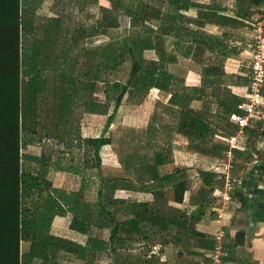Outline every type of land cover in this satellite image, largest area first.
I'll use <instances>...</instances> for the list:
<instances>
[{"label":"crops","instance_id":"crops-1","mask_svg":"<svg viewBox=\"0 0 264 264\" xmlns=\"http://www.w3.org/2000/svg\"><path fill=\"white\" fill-rule=\"evenodd\" d=\"M195 1L204 5L206 9L204 8L203 12L214 13L220 18L216 23H208L203 29L191 25L192 29L197 30L196 32L204 31L219 46L213 49L210 46L206 48L202 58L205 64L203 75L194 76L192 83L180 79L182 86L178 88L181 89V95L175 94L172 87L171 92L152 89L147 99L139 105L123 103L120 108L126 106L131 109L117 120L120 125L116 124V129L108 135L113 139V144L103 148L99 159L86 141L100 138L107 127V114H104L100 107L105 103L103 99L105 94L100 98L101 100H97V104H93L94 108L79 114L76 124L73 107L74 92H72L73 60L75 56L81 57L78 56L79 49L83 45H90V41H93L92 45L96 44L98 52L100 51V45L105 38L104 25L101 34L98 23L93 34L89 32L88 35L82 36L80 33L75 36L76 22L81 30L88 27L79 20V17L75 18V0H22L21 56L23 58V51H31L34 59L32 75L34 73L39 76L34 83L35 92L44 93L43 99L38 100L33 106L31 116L29 115L31 119H35L36 122L41 120L43 115L38 111L39 103L41 106L48 101L51 103V110L43 109L44 119L48 112L49 115L51 113L50 118L45 119L49 127L44 128L45 123L42 121L39 129H32L26 134L28 140L22 148V169L24 172L32 173L43 184L44 193L49 196L48 203L51 210L50 220L44 228L46 233L57 239L53 247L49 246L47 251L44 250L47 259L37 258L32 264H138V250L148 247L152 257H158L160 264H185L186 261L192 264H216L210 258L214 236L226 220L228 222L234 219L236 222L234 232L233 235H226L224 255L219 264H264V84L260 91L263 99L261 119L249 121V126L244 130L247 136L246 150L234 152L233 174L237 177L242 173L243 179L236 191L242 190L248 195V207L242 208L239 200L234 197L231 205L236 207L235 213L226 214V207L225 216L219 220L217 210L221 207L216 206V199L212 197L208 208L212 212L207 211L200 218H194L192 225V231L208 236L211 240L196 237L191 233L189 235L191 244L186 247L188 253H185L184 246H180L175 240H169L168 236L171 230L176 231L177 235L187 232L184 230L186 225L184 227L183 222L179 220L183 213L190 215L200 204H203L200 183L197 185V193L194 196L190 194L189 198L185 196L184 202L179 204L175 202V196L165 199L163 196L155 195V191H151L153 185L159 188L158 191H163L161 188L170 185L169 177L178 178L182 174L171 172L169 170L171 163L167 162L157 168H154L155 165L143 167L142 174L137 177L136 168L117 161L120 153L118 145L149 147L168 139L170 142H167V147L172 148L173 144H180L183 145L182 149L176 147L179 152L185 151L195 159L198 157L193 166L188 165L193 167L191 171L211 172L210 166L218 167L223 159L217 161L210 153L204 155L195 147L197 141L191 146L188 137L177 131L179 113L183 110L182 105L177 104V101L188 100L190 96L194 97L190 108L207 126L206 134L203 136L205 140H209L214 154L218 152L215 147L220 145L223 147L221 152L225 157L229 149L225 140L237 135L240 130L232 121V117L246 116V112L240 107L249 103L247 95L252 77L251 53L255 44L256 26L258 23L264 25V0H258V3H252V0ZM76 3L82 4L77 0ZM97 5H100V0H97ZM92 36L94 37L91 38ZM217 56L226 57L221 74L208 76L206 70L211 67L213 58ZM176 81L179 80L176 78ZM218 88L229 95L224 103L217 99L211 100L213 99L211 94ZM173 95L176 97L174 103L171 101ZM218 108L224 111L226 121L219 122V126L213 127L209 122L211 118L208 119L204 114L209 113L207 115L212 117ZM175 111L177 113L173 115ZM36 122L35 126L38 128ZM128 122L131 130L126 131L123 126ZM111 130L112 127L108 133ZM128 133L129 136L126 137L125 134ZM192 136L195 140L202 138L195 131ZM38 139L48 140L50 145L48 142L46 144L44 141V143L51 149L48 151L46 146L38 147L37 141L35 142ZM179 139H185L186 142L183 144ZM174 140L178 141L173 142ZM163 146L166 147L164 144ZM224 159L226 161V157ZM212 172H216L215 169H212ZM107 184L115 187L113 197L111 195L109 198L113 200L114 212L105 205ZM75 201L83 209L77 208L80 218L87 216L90 221L88 225L86 224L85 233L71 229L77 217ZM31 204L33 209L39 207L44 211L45 201L40 203L35 200ZM98 204L101 207L99 210L88 208ZM222 205L223 203L220 202V206ZM139 207L145 210L147 215L158 212L161 207L157 218L161 221L160 226L153 223L143 224L142 219L137 218ZM170 208L174 209L172 216ZM106 218L114 220L108 221ZM132 220L140 221L149 236L162 235L161 244L156 241L153 243L152 236L142 241L136 232H130L128 237L120 235L121 240H116L114 245L116 252H113L110 247L112 226L115 223L126 224ZM238 234L243 235L242 243H238ZM122 238H124L123 242H121ZM89 240L97 242L96 248L89 246ZM74 244L88 250L82 254L83 257L78 255ZM30 249V243H22L23 254L29 253ZM158 249L160 251L156 252ZM111 256L114 259H111Z\"/></svg>","mask_w":264,"mask_h":264},{"label":"trees","instance_id":"trees-1","mask_svg":"<svg viewBox=\"0 0 264 264\" xmlns=\"http://www.w3.org/2000/svg\"><path fill=\"white\" fill-rule=\"evenodd\" d=\"M111 5V10L121 8L123 6L122 0H106ZM160 6L157 17L165 5H168V13L171 15V20H164L166 28H164L161 35L152 36L150 30L137 31L131 38L129 54L134 60L135 51L154 50L159 57L158 64H151L152 68L142 70V65L135 62L132 67L130 84L123 86L117 84L116 87L121 88V92L116 100V109H118L124 102V99L129 96L133 101L143 103L152 89H159L164 92H171L172 77L167 72L168 64L173 62V58L164 51V37L165 34L170 35L174 31H179L180 25L178 22L185 21L186 19L180 12L187 11L190 7H198L204 9V5L197 3L195 0H156ZM252 3H258V0H252ZM204 11V10H203ZM200 12L195 21L192 20L198 27H203L208 23H216L218 17L216 14L210 12ZM173 15L176 16L173 18ZM129 18L136 19V12H129ZM147 15H143L135 20V23L147 22ZM159 19V18H158ZM107 20V19H106ZM163 21V20H162ZM22 0H0V264H32L37 258L47 259L45 251L54 246L57 241L56 237L46 233L44 226L50 220L49 196L45 195L43 184L39 179L30 172H24L22 169V148L26 142H23V126L24 117H29V101L28 97L23 91V78H22ZM177 23V24H176ZM190 23V22H189ZM108 28H115L116 25L109 23L106 24ZM152 34V35H151ZM156 42V44H155ZM204 43V41L202 42ZM210 48H219L214 42H211ZM221 47V46H220ZM236 55V54H234ZM225 58L219 56L213 58L212 65L207 71V75L221 74V69ZM104 68H112L114 65L104 57ZM92 69L88 70L91 73ZM102 67L94 66V73L101 71ZM36 78L39 79L38 74L32 75L29 81V87L25 90L33 91ZM104 82L102 78L96 77V80ZM97 83V81H95ZM96 83L92 82L88 85L95 86ZM135 91V92H133ZM74 92L77 91L74 89ZM133 93V96H132ZM171 101L176 102V97L173 95ZM193 98L189 97L188 100L177 101V104L182 105L183 110L178 114L177 131L188 137L191 143H194L195 138L192 134L199 133L202 138L198 140L206 141L204 134H206L207 126L203 123L198 115H195L193 110L189 108V104ZM177 113L176 111L173 115ZM26 118V120H27ZM114 116L108 118V123L105 131L100 138L87 140L86 143L90 146L97 157H100L104 147L112 146L113 139L107 136L108 131L112 127ZM217 150L222 151L223 147L217 145ZM100 159V158H99ZM101 161H99V164ZM166 164V159L162 156L157 157L156 165ZM181 170V169H180ZM179 169L175 173L181 172ZM238 170L239 167H238ZM234 172V171H233ZM168 181L173 188L175 202L182 204L185 199L186 193L189 191L188 180L168 178ZM198 183H202L203 190H210L214 193L215 189H222L225 183L224 175L209 171H199L197 175ZM201 197L203 204L192 212L190 215L183 213L180 217V222H183L184 227L195 235L196 237L211 240L210 237L192 231L194 218H200L206 214V209L209 210V201ZM234 197L239 200L242 208H247L249 204L248 195L242 190H237ZM35 200L41 202L45 201L44 211L39 207L32 209L29 205ZM81 205L75 201L74 208L77 213V208ZM83 210V209H82ZM87 216L80 218L77 213L71 229L80 233L86 232V227L89 224ZM181 218H183L181 220ZM114 220L111 218L112 221ZM170 222L174 223L173 220ZM111 223V222H110ZM87 224V225H86ZM114 224V223H113ZM111 224V225H113ZM112 235L110 240V247L113 252H116L114 245L116 240L120 239V235L129 236L130 232H136L142 238V241L148 240L151 236L148 235L140 221L132 220L126 224H114L112 226ZM128 228H131L128 229ZM242 234H238V243H242ZM124 238H122V241ZM121 240V239H120ZM27 242L31 244L30 252L27 254L22 253V243ZM139 243H142L138 241ZM120 243V242H119ZM215 243V239H214ZM213 243V244H214ZM89 246L93 249L96 248L97 242L93 240L88 241ZM76 252L80 256H84L86 248L74 244ZM45 250V251H44ZM88 251V250H87ZM138 264H160V261L155 257L147 258L145 261L138 259ZM185 264H192L188 261Z\"/></svg>","mask_w":264,"mask_h":264},{"label":"rangeland","instance_id":"rangeland-1","mask_svg":"<svg viewBox=\"0 0 264 264\" xmlns=\"http://www.w3.org/2000/svg\"><path fill=\"white\" fill-rule=\"evenodd\" d=\"M80 1L82 4L76 3L75 0V18L79 17V20L88 27L85 29L81 30L78 28L77 22L75 23V36L77 34L83 35H88L89 32L93 34L94 31H96L97 24L99 23V28H100V34H101V29L102 26L104 25V42L100 45V51L98 52L97 45L93 41H90V45H83L81 49H79V55L81 57L75 56L74 58V77H73V90L74 89L77 91V93L74 92V118H75V123L77 122V118L79 114L82 112L87 111L88 109L94 108L93 104H97V100H101L100 98H103V95L105 98H103L105 103L100 106L102 108V111L104 114H107V117H111L112 115L114 116L113 120V125H112V130L107 134V136L113 132L117 125H120V123L117 122L118 119H120L122 116H124L126 113L129 112L131 108L122 106L121 108L119 107L116 109V100L118 98V95L121 92L120 87H116L117 84L123 86L124 84H130L132 82V77H131V71L133 64L137 62L138 64L142 65V70L152 68L151 64H158L159 62V57L157 52L154 50H144L143 52L141 51H135V56L134 60L132 56L129 54L128 49L130 48V40L133 38L134 33L137 31H144V30H150L153 35H161V33L165 32L164 28H166V25L164 23V20H171L172 17L171 15L167 12L169 7L168 5H165V8L162 9L163 12L160 13V17H157L159 13L160 6L157 4L156 0H122L123 1V6L121 8H116L111 10V5L108 3L106 0L102 2L103 0H100V5H97V0H77ZM228 1V0H226ZM222 3V1H220ZM206 9V8H205ZM205 9H201L198 7H190L187 11H182L180 14L184 16L186 19L185 21L178 22V25H180L179 31H174L170 35H163L164 37V51L167 53L169 56L173 58V62L168 64L167 72L169 76L172 77L171 84L173 85V92L175 94L181 95V89L178 87L182 86V81L180 79H184L187 82L192 83V79L194 76H201L203 75V72L205 70L204 68V63H203V55L206 53V48L210 46L211 42H216L211 39L209 35H206V33L203 31L201 32H196L197 30L192 29L194 27H197L198 29H203V27H198L194 23H192V20L195 21L196 17L199 16V13L202 12ZM136 12L138 16H136L135 20H138V18L143 15H147V22L146 25L143 23H135V20H132L129 18L128 14L129 12ZM176 15H173V18ZM159 18V19H158ZM177 18V16H176ZM107 19V20H106ZM163 20V21H162ZM190 22V23H189ZM115 24V28H108L106 24ZM177 24V23H176ZM192 25V26H191ZM95 27V29H94ZM227 27V26H226ZM88 29L90 31H88ZM224 30H229L226 28H223ZM87 30V31H85ZM84 31V32H83ZM198 33V34H197ZM204 34V35H203ZM80 35V36H81ZM92 36L91 38H93ZM197 38V39H196ZM204 41V43H202ZM156 44V42H155ZM80 45V44H79ZM217 45V44H216ZM89 49V50H87ZM233 50H235L233 48ZM104 57H107L108 61H111L112 64L114 65L112 68H108V71H105L104 68ZM102 67V70L97 72V76L99 78H102L104 82L98 81L99 79L96 80V75L94 73V66L96 67ZM34 68V59L32 58V54L30 50H27L26 52L23 51V58H22V77H23V91L24 94L26 95V98L28 97L27 101H29V115L31 116L30 112L33 110V106L36 104L38 100L43 99V94H40L38 91L35 92V86L33 91L25 90L28 88L27 85H29L28 80L31 79L32 71ZM92 69L88 73V70ZM176 78L179 80L178 82L176 81ZM97 81V83L95 82ZM96 83L95 86H90L88 85L90 83ZM117 83V84H116ZM25 84V85H24ZM135 92V91H133ZM212 98L211 100H219L220 102H226L225 100H228L227 98L229 97L228 93L225 91H220L219 88L216 89L213 94H211ZM133 96V93H132ZM228 96V97H227ZM191 98H194L193 96H190ZM45 101V99L43 100ZM192 102V101H191ZM124 104H131L133 103L134 105H139L141 102L133 101V99L129 96H127L124 99ZM101 104V103H100ZM191 103L189 104L190 108ZM38 111H40V114L43 115L41 117V120L36 122L35 119H31L29 116L26 120L24 117V129H23V142H26L27 137L26 134L31 131L32 129H39V124H44V128L46 126L49 127V123L45 121L46 118H50V115L47 113L46 117L44 119L45 112L43 109L47 110L48 108L51 110V103L48 101L45 105L41 106V103L38 105ZM41 107V108H40ZM120 109V110H119ZM191 109V108H190ZM119 110V111H118ZM192 110V109H191ZM219 112V113H218ZM209 113L204 114L205 117L210 119V125L213 127L219 126V122L225 123L226 120H224V111L223 110H215V113L211 116L207 115ZM218 115V116H217ZM116 119V121H115ZM39 120V117H38ZM212 120V121H211ZM43 121V122H42ZM38 124L37 126H35ZM41 122V123H40ZM130 122L126 123L123 127L124 130L129 131L131 130L129 128ZM77 124V123H76ZM75 124V128H76ZM117 124V125H116ZM221 129V128H220ZM125 136H129L128 134H125ZM193 137V136H192ZM180 142L183 144L186 142L185 139H179ZM205 140V139H204ZM37 141V142H36ZM47 144L48 140H43V139H38L35 140V142L39 145L38 147H45V143ZM165 142L161 141L155 144H152L151 146H142V147H135V146H120L119 147V152L118 153V162H121L122 164H125L127 166H131L133 168H136L138 170L137 177L142 174L143 167L145 168L146 166H152L155 165L157 167H160L162 165H156L157 162V157L162 156L164 159H166V163L168 162L171 163L170 166V171L176 172V170H180L182 173L178 177L179 179H186L188 180L189 184V192L186 193L185 196L187 198L190 197V194L194 196L197 193L198 187L197 185L199 184L197 181V174L199 173L197 170H192L193 167H188V165L193 166L197 161V158L191 157L190 154L186 153L185 151H180L176 149H182L183 145H172L167 147V142L169 141L168 139L164 140ZM178 140H174L173 142H177ZM188 141V140H187ZM197 143L195 147H197L199 150H201L204 155H208L207 153H210L212 157H216L217 161L220 159H223L220 165L218 167H212L210 166L211 172L212 169H218L220 171H217V173H220L221 175H224L223 170L221 169L222 163L225 161V157H223V154L221 151L218 150L217 153H213V149H211V145H209V140L202 141V140H196ZM194 141V143L196 142ZM170 142V141H169ZM190 142V145L193 146ZM208 143V144H207ZM163 144L166 146L164 147ZM48 145H50V142H48ZM159 146V147H158ZM185 146V145H184ZM48 151L51 149L50 146H46ZM137 150V152H135ZM176 150V151H175ZM24 152V150H23ZM135 152V153H134ZM138 153V155H135ZM24 154V153H23ZM214 155V156H213ZM138 156V158H136ZM203 160V159H202ZM204 162V160H203ZM111 163L113 164L114 162L111 160ZM109 163L107 166L109 167ZM164 165V164H163ZM191 168V169H189ZM176 174V173H175ZM172 184L169 186H166L167 189L161 188L163 191H158V187L156 185H153L154 187H151V191H155V195L163 196L165 199H171L174 196L173 193V188L171 187ZM117 186V185H115ZM200 186H202L203 190V185L200 183ZM165 189V190H164ZM105 191H107L106 195V200H105V205L111 209V212H114L115 209H113V200L109 199L110 196L113 197V194L115 193V187L112 185L107 184L105 187ZM203 198L207 199V201H211L212 197L214 195L210 193V190H204L201 191ZM33 204H30L29 207L33 209L31 206ZM42 206V205H41ZM227 211L226 214H234L236 211V207L233 206V204H229L226 206ZM90 210L101 208L98 204V206H88ZM36 209V208H35ZM165 209V207H164ZM134 210V209H133ZM173 208H170V215L172 216L174 211ZM138 211V216L137 218H141L143 224H157L160 226V220L158 218L159 211H161V207H159L158 212H154L153 214H145V210L139 209ZM209 211L210 213L212 211L207 210L206 212ZM168 213V212H167ZM166 214V213H165ZM108 215V214H107ZM140 215L142 217H140ZM108 221L109 219L106 218ZM234 222V223H233ZM240 223V222H238ZM236 224L235 219L230 220L222 226L220 230H223L226 235H233L234 232V225ZM160 230V229H159ZM184 230L187 232L181 233L180 235H177L176 231L171 230L169 234V240L173 241L175 240L180 246H184V251L185 253H188L186 247H189V244H191L190 237L189 235L191 232L185 227ZM219 230V231H220ZM218 231V232H219ZM236 233V232H235ZM234 233V234H235ZM140 237V236H139ZM153 238V243L156 241L157 243L161 244L162 241V235L155 236L152 235ZM141 248V247H140ZM160 248V247H159ZM161 249V248H160ZM149 247L145 248L144 250H138L137 257L138 259L140 258L141 260L145 261L149 257L151 258L152 255L149 252ZM148 251V252H147ZM155 251V250H154ZM160 250L158 249L159 252ZM160 257V256H159ZM111 259H114L113 256L110 257ZM156 259L158 257H155ZM161 258V257H160ZM160 261V260H159Z\"/></svg>","mask_w":264,"mask_h":264},{"label":"built area","instance_id":"built-area-1","mask_svg":"<svg viewBox=\"0 0 264 264\" xmlns=\"http://www.w3.org/2000/svg\"><path fill=\"white\" fill-rule=\"evenodd\" d=\"M250 68L252 77L247 95L249 103L240 107L246 112V116L235 115L232 117V121L240 130L237 135L231 136L225 140L229 147L228 151L225 153L226 161L221 165V169L224 172L225 183L222 189H215L213 193L216 199V206L221 207L217 210L219 220L225 216L224 210L226 206L233 203L238 184L243 180L242 173L237 177L233 174L234 152L246 150L247 136L244 130L249 126L250 120H260L262 116L261 107L263 106V99L260 95V91L264 84V25L261 23H258L256 26V37L251 53ZM216 170L218 171V169H215V171ZM220 202L223 203L222 206H220ZM225 238L226 234L223 230H220L214 236L215 243L210 258L216 264L221 263L224 255Z\"/></svg>","mask_w":264,"mask_h":264}]
</instances>
